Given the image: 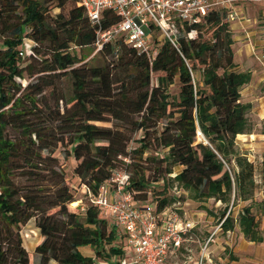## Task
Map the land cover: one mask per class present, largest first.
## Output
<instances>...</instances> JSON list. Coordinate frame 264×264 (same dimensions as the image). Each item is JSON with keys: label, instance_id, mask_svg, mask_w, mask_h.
Listing matches in <instances>:
<instances>
[{"label": "trees", "instance_id": "16d2710c", "mask_svg": "<svg viewBox=\"0 0 264 264\" xmlns=\"http://www.w3.org/2000/svg\"><path fill=\"white\" fill-rule=\"evenodd\" d=\"M77 2L0 0V264H118L123 236L94 204L71 205L75 198L55 155L59 147L63 159L75 160L74 175L92 193L114 171H126V189L139 204L151 202L160 212L176 202L213 199L222 204L218 213L201 208L217 224L224 219L223 232L237 222L247 240L262 242L253 207L264 212V157L258 183L253 162L235 147L236 136L251 133V105L241 101L251 73L235 69L226 10L184 23L182 33L195 29L196 35L180 34L177 47L154 37L160 44L151 61L114 42L99 51L112 59L89 65L76 49L93 47L96 25ZM51 3L58 13H51ZM117 20L103 12L102 28ZM24 39L30 50L20 55ZM176 80L179 91L171 97ZM248 200L234 217L233 206ZM32 218L40 238L29 252L19 228Z\"/></svg>", "mask_w": 264, "mask_h": 264}, {"label": "built area", "instance_id": "2783aa9c", "mask_svg": "<svg viewBox=\"0 0 264 264\" xmlns=\"http://www.w3.org/2000/svg\"><path fill=\"white\" fill-rule=\"evenodd\" d=\"M250 3L264 4V0H78L77 5L82 7L90 23L96 25L94 52L101 51L107 44L122 42L151 61L160 44V41L154 42V37L177 47L180 34L188 39L196 35L195 29L182 33L184 23L197 22L210 10L221 8L226 10L227 21L232 22L238 18V7ZM107 10L118 20L104 29L101 17ZM23 50L20 55L24 54ZM113 54L117 56L116 51ZM127 180L126 171L116 170L100 185L97 193L83 186L89 202L97 206L123 236L118 264H166L168 254L179 251L183 243L191 239L195 223L180 216L176 207L180 202L160 212L155 211L151 202L139 204L126 189ZM223 220L218 223V229ZM214 234L215 231L200 246L195 264H204L208 243Z\"/></svg>", "mask_w": 264, "mask_h": 264}, {"label": "rangeland", "instance_id": "374dc122", "mask_svg": "<svg viewBox=\"0 0 264 264\" xmlns=\"http://www.w3.org/2000/svg\"><path fill=\"white\" fill-rule=\"evenodd\" d=\"M49 2V1H48ZM52 14L58 13L60 8L55 7L54 3L49 4ZM238 18L229 23V28L234 40L233 59L235 62V69L238 71H249L251 73V80L241 88V101L250 103L251 107L247 113V118L250 124L251 133L236 136L235 147L236 150L253 162L255 166V180L259 183V166L264 157V134L261 130L264 126V7L261 4H243L238 7ZM209 31H204V37L209 36ZM2 37H0V40ZM23 51L27 53L30 50V42L23 40ZM77 50V51H76ZM79 56H83V62L89 65H101L106 59H112L107 55L106 59L99 52H94L93 47L76 49ZM198 75V73H197ZM28 81V78L21 79L23 85ZM153 83L155 75H153ZM68 80L63 79L61 87H67ZM169 94L175 97L179 91V83L177 80L169 86ZM100 126H110L108 122H95ZM141 132L133 135L129 146L135 147L137 143L135 139L140 136ZM203 137L198 132L197 141L202 140ZM61 148L55 152L63 161L65 180L70 187L75 200L71 205L87 204L89 201L85 195L84 186L80 185L79 180L73 173V167L76 162L72 157L66 160L61 157ZM178 171V167L174 172ZM162 181H159L155 186V191L161 188ZM263 199V194L260 188H257L254 194V200L259 201ZM188 204L177 205L180 216L184 218V209L188 213V218L195 223L193 230L194 234L188 242L183 243V247L175 252L168 254L166 264H195L199 259L200 246L206 241L209 235L215 231L211 240L208 243L207 253L204 264H264V212L260 211L255 205L253 213L258 222L262 242H252L247 240L241 233L237 222L234 223L233 229L228 232H223L217 228V220L213 215L206 213L201 208V205H206L212 213H218L222 207L220 202L210 199L203 204L193 200H188ZM186 203V202H185ZM251 203L248 201H238L232 208L234 217H237V212L244 205ZM179 207H181L179 209ZM19 232L22 238V244L29 252H33L36 243L39 241V232L35 227L34 219H30L24 225H21ZM86 253V252H85ZM32 260L34 263L39 262V255L33 254ZM95 264H101L95 260ZM115 261V258H113ZM101 262V261H100ZM104 264H111L103 262Z\"/></svg>", "mask_w": 264, "mask_h": 264}, {"label": "crops", "instance_id": "0c3cea01", "mask_svg": "<svg viewBox=\"0 0 264 264\" xmlns=\"http://www.w3.org/2000/svg\"><path fill=\"white\" fill-rule=\"evenodd\" d=\"M182 167H178V170H180ZM184 204H188V202H186V203H184ZM182 209H184V215H186V216H184L185 218H188V213H187V211H186V208L184 207V208H182ZM79 250L83 253V254H85V255H88V256H93V251H92V249L89 247V246H82V247H80L79 248ZM86 252V253H85Z\"/></svg>", "mask_w": 264, "mask_h": 264}, {"label": "bare ground", "instance_id": "6f19581e", "mask_svg": "<svg viewBox=\"0 0 264 264\" xmlns=\"http://www.w3.org/2000/svg\"><path fill=\"white\" fill-rule=\"evenodd\" d=\"M74 204V203H73Z\"/></svg>", "mask_w": 264, "mask_h": 264}, {"label": "water", "instance_id": "95a60500", "mask_svg": "<svg viewBox=\"0 0 264 264\" xmlns=\"http://www.w3.org/2000/svg\"><path fill=\"white\" fill-rule=\"evenodd\" d=\"M200 133V132H199Z\"/></svg>", "mask_w": 264, "mask_h": 264}]
</instances>
